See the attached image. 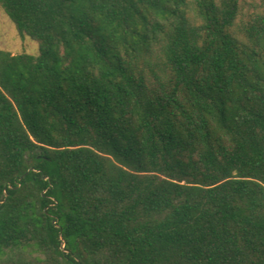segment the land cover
<instances>
[{"label": "trees", "instance_id": "trees-1", "mask_svg": "<svg viewBox=\"0 0 264 264\" xmlns=\"http://www.w3.org/2000/svg\"><path fill=\"white\" fill-rule=\"evenodd\" d=\"M261 1L0 0V264H264Z\"/></svg>", "mask_w": 264, "mask_h": 264}, {"label": "rangeland", "instance_id": "rangeland-1", "mask_svg": "<svg viewBox=\"0 0 264 264\" xmlns=\"http://www.w3.org/2000/svg\"><path fill=\"white\" fill-rule=\"evenodd\" d=\"M261 0H241V12L237 20V26L241 27L256 12L262 9ZM190 16L197 22L200 21L194 10H190ZM0 48L9 50L14 54L27 52L31 55L39 53V43L31 36L26 35L24 38L20 35L15 23L7 15L0 5Z\"/></svg>", "mask_w": 264, "mask_h": 264}]
</instances>
